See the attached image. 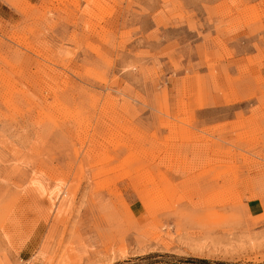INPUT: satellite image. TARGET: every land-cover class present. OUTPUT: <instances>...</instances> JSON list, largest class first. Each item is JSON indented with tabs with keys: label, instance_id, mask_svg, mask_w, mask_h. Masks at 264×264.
I'll return each instance as SVG.
<instances>
[{
	"label": "rangeland",
	"instance_id": "obj_1",
	"mask_svg": "<svg viewBox=\"0 0 264 264\" xmlns=\"http://www.w3.org/2000/svg\"><path fill=\"white\" fill-rule=\"evenodd\" d=\"M0 264H264V0H0Z\"/></svg>",
	"mask_w": 264,
	"mask_h": 264
}]
</instances>
